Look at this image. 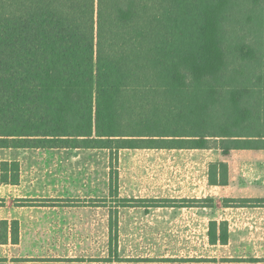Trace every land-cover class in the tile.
Segmentation results:
<instances>
[{
    "label": "trees",
    "instance_id": "trees-1",
    "mask_svg": "<svg viewBox=\"0 0 264 264\" xmlns=\"http://www.w3.org/2000/svg\"><path fill=\"white\" fill-rule=\"evenodd\" d=\"M211 147L264 149V0H0V148Z\"/></svg>",
    "mask_w": 264,
    "mask_h": 264
},
{
    "label": "rangeland",
    "instance_id": "rangeland-1",
    "mask_svg": "<svg viewBox=\"0 0 264 264\" xmlns=\"http://www.w3.org/2000/svg\"><path fill=\"white\" fill-rule=\"evenodd\" d=\"M19 151L36 154L31 162L40 181V198L36 199L34 210L38 234L16 245L9 244L8 257L0 264H221L230 248L249 253L264 250L262 230L255 228L258 224H253L251 233L230 245L210 244L207 219L215 217L222 221L232 215L230 210L222 209L221 199L216 209V203L202 201L200 205L210 204L211 209L207 207L197 213L194 208H146L152 203L130 201L118 195L119 186L126 189L130 186L129 178L142 179L140 175L145 168L164 169L162 175H169L170 183L179 181L181 175L194 171L193 161H204L213 150L196 152L197 159L190 156L180 160L184 166L174 164L178 158L168 159L163 152L146 154L145 150H120L113 161L107 149L40 148L14 153ZM249 153V199H252L255 194H264L257 190L264 171L258 169L260 156ZM225 176L217 172L216 179L224 180ZM251 211L260 215L264 209ZM220 224L216 225L218 232ZM232 226L237 229L248 225ZM24 254L32 258L21 259ZM210 257H215L216 262L210 261L213 260Z\"/></svg>",
    "mask_w": 264,
    "mask_h": 264
},
{
    "label": "crops",
    "instance_id": "crops-1",
    "mask_svg": "<svg viewBox=\"0 0 264 264\" xmlns=\"http://www.w3.org/2000/svg\"><path fill=\"white\" fill-rule=\"evenodd\" d=\"M39 149V148H0V223L1 221L10 222L17 220L19 223V242L22 239H33L38 234L34 225L37 220L34 216L35 204L37 198H40L39 192V177L34 173L32 153H14L17 150ZM213 150V153L204 161H193L194 171L188 175H181V180L170 183L169 175H162L164 169L159 168H145V173L140 175L142 179H128L130 186L124 188L119 186L118 195L121 198L139 202H150L151 206L147 204L146 208H194L197 213L203 212L207 207L211 209V205L199 204L202 201L208 200L210 203H216V208H219L217 202L221 199L223 202L222 209L230 210L231 216L225 217L222 221H217L215 217L207 219V223L211 221L218 225L225 222L227 225L228 240L224 245L231 244L232 241L241 240L245 234L252 232L253 224H258L255 227L264 235V212L260 215L251 214V210L264 209V194L259 196L255 194V198L249 199L250 180H249V165L247 162L249 152L253 156H260L261 160L258 163V169L264 171V149L250 150L239 149L231 150L224 154L220 149L211 148H135L130 150H145L154 152V154L162 153L167 155L168 159L178 158L174 164L178 165L182 162L180 160L196 155L201 150ZM120 150H129L128 148ZM119 150V151H120ZM118 151V153H119ZM22 153V154H21ZM117 153V154H118ZM212 156V157H211ZM243 156L245 158L243 159ZM193 159V160H194ZM17 161L19 164V179L16 184H9L1 181V163L2 162ZM200 161V162H198ZM223 162L226 164V181L224 184L212 183L209 180V167L211 164ZM185 164L182 163V166ZM178 170L179 167H175ZM167 172L168 169H165ZM161 174V175H160ZM189 179V180H188ZM139 180L138 182H135ZM122 183L125 181L121 179ZM257 190L264 192V174H260L258 179ZM137 183V188L136 187ZM256 183V182H255ZM140 184V185H139ZM131 185L133 188H131ZM256 188V187H254ZM126 191V192H125ZM259 199L260 202L252 200ZM204 203V202H203ZM210 206V207H209ZM256 212V211H255ZM259 212V211H258ZM164 222V220H162ZM166 222V221H165ZM248 225L245 227L235 228L232 225ZM251 225V226H250ZM260 225H262L260 227ZM240 230V231H238ZM1 234V231H0ZM32 234V235H30ZM11 243L2 244L0 242V261L7 258L9 251L8 245ZM212 244V243H210ZM217 244V243H215ZM212 244V245H215ZM13 245V244H11ZM16 245V244H15ZM3 248L4 252H3ZM3 253L5 255H3ZM30 254L22 255L21 259L29 260ZM214 260L215 257H210ZM20 259V258H19ZM221 264H264V250L257 252H246L244 250L238 251L237 248H230L225 252L220 262Z\"/></svg>",
    "mask_w": 264,
    "mask_h": 264
}]
</instances>
